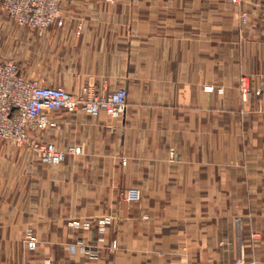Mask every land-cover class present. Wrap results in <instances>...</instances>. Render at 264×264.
Returning <instances> with one entry per match:
<instances>
[{"label": "crops", "instance_id": "1", "mask_svg": "<svg viewBox=\"0 0 264 264\" xmlns=\"http://www.w3.org/2000/svg\"><path fill=\"white\" fill-rule=\"evenodd\" d=\"M65 8L62 26L45 34L67 48V82L54 85L101 96L125 89L127 104L117 118L55 114L56 126L41 133L42 142L66 152V196L40 194L33 178L35 194L13 197L33 203L32 215L12 214L17 208L2 206L11 199L1 188L13 194L25 180H0V264L224 263L218 253L230 251L239 232L231 206L225 211L230 189L218 194L210 181L232 167L249 171L240 181L263 177L257 159L264 154V130L258 131L264 127V0H67ZM9 19L0 13V37ZM217 44L224 46V68L217 67ZM239 76L247 77L252 101L239 93ZM219 82L228 96L215 92ZM222 103L240 124V138L242 129L255 136L256 162L248 166H216ZM251 122L257 130L242 125ZM133 187L140 199L129 203L122 194ZM60 202L67 210L57 216ZM216 202L224 204L220 212L209 207ZM28 228L35 251L25 242Z\"/></svg>", "mask_w": 264, "mask_h": 264}, {"label": "rangeland", "instance_id": "2", "mask_svg": "<svg viewBox=\"0 0 264 264\" xmlns=\"http://www.w3.org/2000/svg\"><path fill=\"white\" fill-rule=\"evenodd\" d=\"M65 7H67V0L61 5L62 21L67 19V8ZM0 13H2L1 10ZM240 18L245 21V16H240ZM20 27L14 22L12 24L9 23L6 27L7 34L0 37V58L4 61L15 62L21 69L22 76L26 79L36 80L47 86H55L54 82L56 81L67 82V48H62L61 44H54L48 39L47 35H45L47 31L42 35H38L29 28ZM223 50L224 46L217 44V67L223 66L224 68L225 66V59L222 58ZM219 77L221 78V76L217 75V79ZM238 86L241 96L252 101L251 85L247 77L239 76ZM222 87V83L216 84L215 92L219 97L221 96L220 98L227 94V91ZM96 95L101 96L100 94ZM223 104H218L216 111V166H248L251 162H256L255 155L251 156L250 153L255 148V136L248 135V132L242 129L241 136L244 138L241 139L238 135L240 124L230 119L231 117L226 113L227 110ZM250 110L258 112L259 109L252 106ZM256 124L254 122H251V124L242 123L244 128L248 129L250 126V129L254 131L257 130ZM263 130L264 127L261 130L258 129L260 133ZM236 133L237 137L233 138ZM40 137L42 136L40 135ZM203 142L207 143V140L204 139ZM257 144L259 146V139L257 140ZM262 150L264 152V146ZM171 157L174 161L175 155L173 152H171ZM66 158L63 163L52 166L43 163L36 152L28 148H19L11 142L0 140V180L4 176L8 179L21 178V181L25 180V185L15 187L13 194H11V187L1 188L2 194L7 193L9 199H11L6 204L3 203L2 206H14L17 209H15V212L9 211L10 213L15 214L18 211L20 215L24 214L25 217H30L32 215L33 203L25 200L19 202L17 199L14 200L13 197L16 196L18 198L22 195L31 196L32 193L35 194V187L33 190L31 186L33 178L39 179L40 194L45 195L50 189L55 191V194L66 196L68 173ZM257 160L258 163L263 165L262 178L258 175V179L256 180L255 177L249 179L246 176L240 181V174L249 173V171L240 168L241 170L239 169L237 172L232 167V170L226 169V172L217 170L216 175L218 174L219 177H216L214 181H210L212 187H215L218 191V194L221 193L220 190L224 187L230 189L231 202H226L225 211H229L227 209H229L228 206L230 205L233 222L239 232L236 237L234 234L232 235V243H237V246L234 245L230 251L218 253V257L225 261L222 264H264V154L258 156ZM30 166H35L34 171H32V167ZM37 166H40L39 170H36ZM224 173L226 174V179H224ZM227 173L235 176L238 174L239 177L229 180ZM127 190L122 194L123 198H125ZM56 205L57 216L61 213V208L67 210L65 209L67 208V203L65 202L56 203ZM222 205L224 204L216 202L214 205L210 204L209 207L213 208L216 206L215 211L220 212L219 207ZM63 222V225L67 224V221L63 220ZM59 228L62 230L61 227ZM28 234L33 236L31 228L25 231L24 237L26 243ZM188 263L198 264L197 261Z\"/></svg>", "mask_w": 264, "mask_h": 264}, {"label": "built area", "instance_id": "3", "mask_svg": "<svg viewBox=\"0 0 264 264\" xmlns=\"http://www.w3.org/2000/svg\"><path fill=\"white\" fill-rule=\"evenodd\" d=\"M64 1L0 0V10L18 26L42 35L54 24L62 26L61 5ZM228 1L236 4L240 0ZM127 95L125 89L98 96L89 89L75 94L63 87L43 85L24 78L15 62L0 58V140L36 152L45 164L59 165L64 162L66 152L59 150L53 143L40 140L44 130L56 126L54 115L80 111L97 116L104 112L117 118L126 107ZM125 198L129 203L138 202L140 192L137 188H130ZM27 247L31 251L37 248V241L31 234L27 235ZM113 247H116L115 242ZM83 251L90 254L95 252L86 247Z\"/></svg>", "mask_w": 264, "mask_h": 264}]
</instances>
